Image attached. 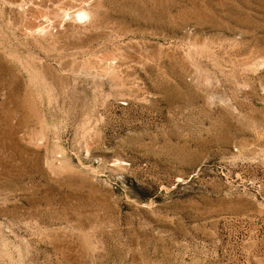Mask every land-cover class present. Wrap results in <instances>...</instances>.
Instances as JSON below:
<instances>
[{"label": "rangeland", "instance_id": "obj_1", "mask_svg": "<svg viewBox=\"0 0 264 264\" xmlns=\"http://www.w3.org/2000/svg\"><path fill=\"white\" fill-rule=\"evenodd\" d=\"M0 264H264V0H0Z\"/></svg>", "mask_w": 264, "mask_h": 264}, {"label": "bare ground", "instance_id": "obj_2", "mask_svg": "<svg viewBox=\"0 0 264 264\" xmlns=\"http://www.w3.org/2000/svg\"><path fill=\"white\" fill-rule=\"evenodd\" d=\"M86 14V13H85Z\"/></svg>", "mask_w": 264, "mask_h": 264}]
</instances>
